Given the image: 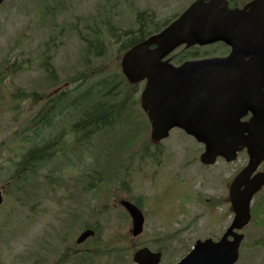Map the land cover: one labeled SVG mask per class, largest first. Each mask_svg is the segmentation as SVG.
I'll return each instance as SVG.
<instances>
[{
    "label": "rangeland",
    "instance_id": "rangeland-1",
    "mask_svg": "<svg viewBox=\"0 0 264 264\" xmlns=\"http://www.w3.org/2000/svg\"><path fill=\"white\" fill-rule=\"evenodd\" d=\"M104 1L63 0V10L56 9L55 16L50 12L47 14V17L51 18L50 25L40 23L42 6L51 4L48 0H3L0 4V57L8 52L11 60L16 59L21 62L22 58L25 60L29 58L30 64V67L15 72L4 83H0V142H7V135L19 127V124L12 123L10 116L11 93L15 90L23 92V90L37 89L38 82L42 78V71L39 70L38 65L43 62L42 52L45 42L51 35L49 29L51 24L55 25L52 33L55 32L57 35L53 41L56 46L47 47L51 54L49 59L64 76L65 72L70 73L71 67H76V54L81 48L76 33L72 32V26L80 20L78 24L82 29L84 22L82 18L95 14L98 6ZM108 1L118 5L115 12L117 20L122 19L124 24H129L134 22L135 13L138 11H144L145 15L153 13L155 17L164 19L174 15L175 12H180L182 4L192 0H128L127 3H124V0ZM59 28H63L62 34H59ZM213 48L224 49L220 45L196 47L197 56H202L203 53H208L206 50ZM216 54L218 53L215 52L214 55ZM23 101L27 102L25 99ZM24 103L22 106L25 105ZM5 127L9 129L6 130ZM161 142L168 150L162 171L174 174L173 178L171 174L167 177L163 174L160 180L152 182L149 178V176L153 178V174L149 173L152 169L146 170L145 166L148 165L140 167L138 161L134 160L135 169L126 172L128 178L125 180L130 179L126 186L122 185V188L100 194L92 201V224L102 225L104 229L102 238L107 239L108 247L116 246L115 229L123 231L124 244L121 246L126 247L124 264H132L127 260V255L132 253L135 246L130 245L133 242L126 237L127 221L122 219L119 209H113L115 207L113 198L123 193L133 195L136 199L143 198L141 208L145 214L144 227L134 245L149 243L157 247L159 244L153 245L151 241L166 235H175L173 239L180 240V242L170 241L172 249L165 253L162 262H175L198 238L219 237L232 217L231 214L229 215V204L225 198L227 184L233 174L245 164L247 159L245 153L238 154L237 159L229 163L217 159L215 164L198 171L196 165L197 163L199 166L198 158L196 163L193 162L188 166L190 161L188 153L191 150L193 155L198 156L202 145L197 144L190 135L173 128ZM16 150L19 152L18 148ZM10 155L5 154L7 157ZM65 163L62 159L57 167L69 171L68 163ZM43 167L38 171L47 174V168ZM9 168L11 167L7 165L2 169L0 181L9 173ZM43 174L42 177L36 178V181L42 183ZM65 180L67 185L63 186L69 193H73L68 177H65ZM64 196L63 189L52 190L46 185H42L30 197L23 196L22 193L13 197L5 195L0 207V264H34L39 251L49 256L52 264L60 259L61 243L56 241L55 237L64 233L62 226L65 218L64 213L61 212H69L75 207L72 200H63ZM189 197L195 201L187 202ZM26 207L29 209L32 207L29 214L26 213ZM101 207L110 209L102 215L97 211ZM210 207H214V210L209 209ZM76 208L79 209V206ZM78 231L77 226L70 234V238ZM241 232L245 234V242L240 260L236 264H264V227L251 222ZM33 244L37 247L34 248ZM41 246L44 247V252ZM97 264H110V262L102 256Z\"/></svg>",
    "mask_w": 264,
    "mask_h": 264
},
{
    "label": "water",
    "instance_id": "water-1",
    "mask_svg": "<svg viewBox=\"0 0 264 264\" xmlns=\"http://www.w3.org/2000/svg\"><path fill=\"white\" fill-rule=\"evenodd\" d=\"M219 41L230 47L222 57L179 65L168 57L180 45ZM120 68L129 83L144 81L140 106L150 124V140L164 139L178 127L203 145L202 164H213L218 156L230 162L246 151V164L228 186L234 213L230 225L217 240L197 239L174 263L234 264L243 237L236 230L249 221L251 199L264 185V171H256L264 160V0H251L241 8H229L226 0H194L159 32L126 50ZM120 204L131 219V234L138 235L142 211L129 200ZM92 234L82 232L77 242ZM132 259L160 264V252L142 247Z\"/></svg>",
    "mask_w": 264,
    "mask_h": 264
},
{
    "label": "trees",
    "instance_id": "trees-1",
    "mask_svg": "<svg viewBox=\"0 0 264 264\" xmlns=\"http://www.w3.org/2000/svg\"><path fill=\"white\" fill-rule=\"evenodd\" d=\"M48 1L50 5L42 6V25H50L49 12L55 16L56 9H64L63 0ZM186 6L182 4L180 10ZM117 7L105 0L95 14L82 18V29L78 24L80 20L72 26L81 48L76 54V67H71L70 73L65 72L64 76L49 59L51 54L47 47L56 46L53 41L57 35L52 33L55 25L51 24V35L42 52L43 62L38 65L42 78L37 89L15 90L10 95L11 120L19 127L7 135V142H0V173L7 165L11 167L0 181L5 184L6 194L13 197L22 193L30 197L42 185L52 188L50 184L57 178V165L63 159L71 167V160L77 158L91 166V181L83 190H90L95 198L107 188H118L119 183L125 181L126 172H131L134 160L139 166L147 160L149 123L139 107L143 83H128L120 71L119 61L129 47L159 31L178 13L160 19L153 13L145 15L144 11H138L134 22L124 24L122 19L117 20ZM58 32L62 34L63 28ZM216 45L224 47L220 43ZM223 50L213 48L203 54ZM9 55L7 52L0 57V83L30 67L29 58H22L20 62L11 60ZM196 56V47L180 48L172 53L171 60L177 64ZM24 99L27 102L24 103ZM6 153L11 155L7 157ZM43 166L47 174L38 171ZM42 174L43 182L36 181ZM64 178L62 175L60 181L67 185ZM250 212L251 221L264 227V193L255 195ZM173 237L175 235H166L151 242L163 249ZM103 251V248L96 250L93 262ZM76 259L79 258L75 256Z\"/></svg>",
    "mask_w": 264,
    "mask_h": 264
},
{
    "label": "flooded vegetation",
    "instance_id": "flooded-vegetation-1",
    "mask_svg": "<svg viewBox=\"0 0 264 264\" xmlns=\"http://www.w3.org/2000/svg\"><path fill=\"white\" fill-rule=\"evenodd\" d=\"M248 1L249 0H246L245 2H243L242 0H227L229 8H233V7L241 8ZM148 149H149V154L151 156L148 155L149 157L147 158V161H146L148 166H145V168L146 170L152 169V171L151 172L149 171V173L153 174V178L148 175L150 180L152 182L153 181L156 182L157 179L160 180L162 178L163 174H165L166 177L169 176L171 173L169 172L167 173V171L165 172L162 171V168L167 160L166 157H167L168 150L166 146L162 144L161 142H155V143L148 144ZM188 154L187 155L190 157L189 158L190 161L188 162V166H189V165H192L193 162L196 163L197 161L196 158H198V156L193 155L191 150H189ZM71 163H72V166L69 167L70 169L69 171L61 170L60 167H57V170H56L57 178L55 179V185L59 189H63V192L65 194V196L63 197V200H68V201L72 200V203H74L75 207L71 208L69 212H61V213H64V218H65L64 224L62 226L64 233L59 234L58 237H55L56 241H59L61 243L60 244L61 252L59 254L60 259L57 260V262H55L54 264H92L94 250L99 249L101 247H107L109 243L107 239L102 238L103 232H104L102 225H100L99 223L92 224L93 197H92L90 190H83L85 189L86 186H88L86 184H88L91 181V174H90V172L92 171L91 166L88 164L86 160H78L77 158H74L73 160H71ZM196 165H197L198 171H201L202 169L207 168L208 166V165H204L201 163H199V166L197 163ZM146 170H143V172ZM257 170H264V163L259 165ZM62 175L64 177H68V182L70 184V187H72V189L74 190L73 193H69V191H67L65 188L66 187L65 184L62 181H60V178L62 177ZM173 177H174V174H171V178ZM123 184H124L123 182H120L119 185L122 186ZM114 190L115 189H110V191H114ZM227 191H228V184H227ZM113 199L115 201L114 205L115 204L117 205L119 204L118 202L120 201V199H127V195L126 193H123L122 195L116 198H113ZM130 201H132L133 203L139 206L138 202L135 199L134 200L132 199ZM194 201L195 199L190 198V197L187 200V202H194ZM213 201L216 202L215 199H213ZM77 206H79V209L76 208ZM31 208L32 207H30V209ZM30 209L26 207L27 212L26 211L25 212L29 214ZM109 209H110L109 207H101L97 211L103 215V214H106V211ZM113 209H119L122 219H125L127 221L126 237H128L129 240L133 242V244L131 245H134L135 242L137 243L136 240L140 237L141 234L138 236H133L131 234L130 229H129V226H130L129 216L122 206L119 205V207H114ZM209 209H212L213 211L214 207H210ZM77 226H80V230L78 233H80L81 231L85 229L93 228L95 232L94 236L87 238L85 241L78 244L76 242L77 233L73 237L70 238V234L76 230ZM115 230L117 231V233L115 234L117 254L114 256V251H112V253L106 254L108 255L109 258L105 255H103V257H105L106 261H109L110 264H124L123 246L121 245L124 244L125 235L123 234V231L121 229H115ZM33 247L36 248L37 246L33 244ZM43 250H44V247H42V251ZM159 251H161V253L167 252V250H159ZM37 255H38L36 259L37 264H52V262H50L49 256H47L46 254H42L39 251ZM75 256H77L79 259L74 260ZM164 264H166V262Z\"/></svg>",
    "mask_w": 264,
    "mask_h": 264
}]
</instances>
